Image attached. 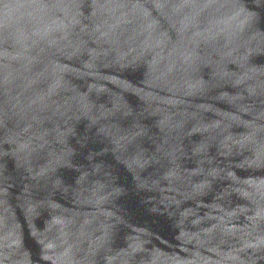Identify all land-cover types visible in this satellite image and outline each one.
<instances>
[{"label":"water","instance_id":"obj_1","mask_svg":"<svg viewBox=\"0 0 264 264\" xmlns=\"http://www.w3.org/2000/svg\"><path fill=\"white\" fill-rule=\"evenodd\" d=\"M0 264H264V0H0Z\"/></svg>","mask_w":264,"mask_h":264}]
</instances>
